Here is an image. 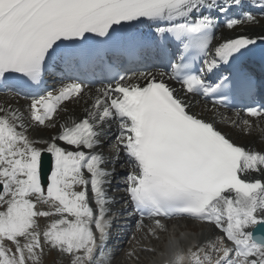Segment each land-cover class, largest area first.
<instances>
[{"label":"snow or ice","instance_id":"1","mask_svg":"<svg viewBox=\"0 0 264 264\" xmlns=\"http://www.w3.org/2000/svg\"><path fill=\"white\" fill-rule=\"evenodd\" d=\"M257 14L264 0H0V90L27 100L0 104V264H42L46 248L112 264L115 203L157 240L167 219L207 225L163 264H264V129L240 143L253 121L217 120L230 102L264 120ZM143 53L154 70L129 76L121 58Z\"/></svg>","mask_w":264,"mask_h":264},{"label":"bare ground","instance_id":"2","mask_svg":"<svg viewBox=\"0 0 264 264\" xmlns=\"http://www.w3.org/2000/svg\"><path fill=\"white\" fill-rule=\"evenodd\" d=\"M258 19H262V17L261 16H258ZM259 25L260 24H258V25H256V30L258 31L259 30ZM264 25V24H263ZM264 47V46H263ZM94 91V90H93ZM85 100H87L88 98L87 97H85L84 98ZM12 100H13V98H11V96H4V95H1L0 96V104H4V105H7L8 103H11V104H13V105H19V104H21V102L20 101H18V100H15V101H13L12 102ZM200 102L201 103H203V104H207L205 101H203L202 99L200 100ZM76 104L75 105H73V106H71V107H68L69 108V111L70 112H74V114H76V115H79L80 113H81V110L85 107V103H84V100H81L80 102H75ZM209 107H210V105H209ZM67 115V113H63L62 115H61V117L60 118H62L63 116H66ZM223 115L221 114L220 116H217V120H220V117H222ZM257 123H259L260 124V127L263 125L264 126V120H258V121H256ZM255 126L257 125V124H254ZM221 127H224V124H221L220 125ZM40 132H39V136H44V137H46L47 136V134H48V130H43V129H38ZM225 130H227V131H231V129L230 128H226ZM239 132H240V129L239 128H237L236 130H235V132H233V136H234V138L238 141V142H240V143H248L250 140H253L254 141V145H255V143H258V139L257 138H261V133H262V130L260 131H253L252 132V136H244V135H240L239 134ZM30 135H31V133H30ZM36 135V134H35ZM34 138H38V137H35L34 136ZM126 170H128V168H126ZM121 183H122V181H121ZM123 195V194H122ZM179 223V222H178ZM177 222H174V223H172L171 222V226H168L169 227V230H168V235H169V241L171 240V239H175L176 237L174 236V234H176V235H178V238H184V237H187V239H190L191 238V236H189V235H187V234H189L186 230H184V229H181V228H185V227H180L179 229H181V230H178V226H175L176 224L177 225H179ZM173 226H175L174 228H176V230H174V232L173 233H169L170 232V230H171V228L173 227ZM149 227H150V229H154L155 228V225L153 224V222L152 223H150V225H149ZM149 227L146 229L147 230V233H146V236H148L149 234H151V232L148 230L149 229ZM138 228V227H137ZM142 228H144V227H142ZM165 233H167V232H165ZM169 241L166 243V252H167V250H168V243H169ZM166 258V255L164 254V255H161L160 256V258H158V263L159 264H163V261H164V259Z\"/></svg>","mask_w":264,"mask_h":264},{"label":"rangeland","instance_id":"3","mask_svg":"<svg viewBox=\"0 0 264 264\" xmlns=\"http://www.w3.org/2000/svg\"><path fill=\"white\" fill-rule=\"evenodd\" d=\"M62 115V114H61ZM175 226H178L177 224L175 225ZM175 226H173L172 228H171V230H170V232L169 233H173L174 232V230H176V228H174ZM192 226H194L193 224H192ZM203 231H204V229H203ZM168 233V232H167ZM151 236V234H149L148 236H144V237H142V239L144 238L145 239V241H147V243L148 244H150V245H148V246H151V239L149 238ZM163 237H165V235H160L159 236V239L157 240L155 237H153V241L154 242H156V243H158V244H160V243H162V240L164 239ZM131 240V239H130ZM129 240V241H130ZM136 240V239H135ZM134 240V241H135ZM143 242H144V240H143ZM122 252H124V251H120V254L122 253ZM115 255V258H114V260L112 261V264H128V263H124V255H123V257H121L122 255ZM59 256H60V258H63V254H59ZM117 256V257H116ZM56 257V256H55ZM57 258V257H56ZM58 261H59V263H61V262H63L62 260H60V259H58ZM64 264H66L65 262H63Z\"/></svg>","mask_w":264,"mask_h":264}]
</instances>
